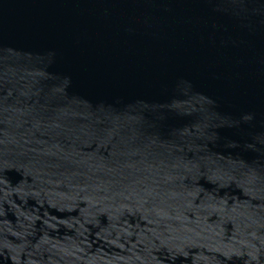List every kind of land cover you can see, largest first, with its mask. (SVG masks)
<instances>
[{
	"label": "water",
	"instance_id": "95a60500",
	"mask_svg": "<svg viewBox=\"0 0 264 264\" xmlns=\"http://www.w3.org/2000/svg\"><path fill=\"white\" fill-rule=\"evenodd\" d=\"M0 264H264V0H0Z\"/></svg>",
	"mask_w": 264,
	"mask_h": 264
}]
</instances>
